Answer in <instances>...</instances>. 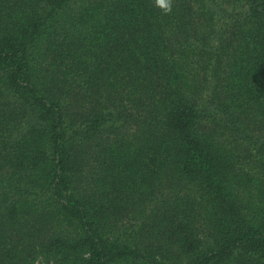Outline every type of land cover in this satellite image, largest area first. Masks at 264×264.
<instances>
[{
    "label": "trees",
    "instance_id": "obj_1",
    "mask_svg": "<svg viewBox=\"0 0 264 264\" xmlns=\"http://www.w3.org/2000/svg\"><path fill=\"white\" fill-rule=\"evenodd\" d=\"M0 264H264V0H0Z\"/></svg>",
    "mask_w": 264,
    "mask_h": 264
},
{
    "label": "clouds",
    "instance_id": "obj_2",
    "mask_svg": "<svg viewBox=\"0 0 264 264\" xmlns=\"http://www.w3.org/2000/svg\"><path fill=\"white\" fill-rule=\"evenodd\" d=\"M157 6L164 8L166 11H171V0H156Z\"/></svg>",
    "mask_w": 264,
    "mask_h": 264
}]
</instances>
